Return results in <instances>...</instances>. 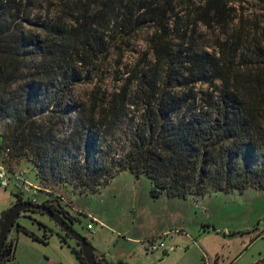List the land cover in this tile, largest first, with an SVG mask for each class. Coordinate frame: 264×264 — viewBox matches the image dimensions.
Returning a JSON list of instances; mask_svg holds the SVG:
<instances>
[{"label": "trees", "instance_id": "16d2710c", "mask_svg": "<svg viewBox=\"0 0 264 264\" xmlns=\"http://www.w3.org/2000/svg\"><path fill=\"white\" fill-rule=\"evenodd\" d=\"M68 1L71 13L72 4L77 7L74 22L67 27L46 25L44 38L37 31L13 30L17 9L0 5L2 151L11 157L28 151L43 180L59 178L68 190L76 183L81 192L99 189L123 169L149 174L155 196L264 187V159L259 164L251 160L264 147V12L262 19L247 24L240 8L244 0ZM258 1L264 11V0ZM204 29L211 32L212 44L201 43ZM140 31L147 47L106 103L108 121L126 106L139 112L129 147L118 157L100 156L104 148H99L95 154L87 152L84 160H67L66 139L57 138L54 128L44 130L46 124L36 118L55 99L46 101L35 77L20 95L10 94L16 72L34 55H40V66L52 69L69 53L79 54L83 38L92 41V53L108 57L117 41L126 45ZM51 35L60 36L61 44ZM123 44H118L120 58L127 49ZM35 69L37 73L41 67ZM93 116L91 125L85 120L81 136L92 133ZM61 208L75 221L76 216ZM72 248L86 264L80 244ZM252 264H264V256Z\"/></svg>", "mask_w": 264, "mask_h": 264}, {"label": "rangeland", "instance_id": "374dc122", "mask_svg": "<svg viewBox=\"0 0 264 264\" xmlns=\"http://www.w3.org/2000/svg\"><path fill=\"white\" fill-rule=\"evenodd\" d=\"M68 2L4 0L0 5L17 9L13 30L37 31L44 38L48 33L46 25L67 27L74 22L77 7L72 4L71 13ZM240 6L245 10L247 24L263 18L260 1L244 0ZM139 34L126 42L127 47L117 41L108 57L104 52L92 53V41L83 38L78 43L79 54L69 53L52 69L48 64L40 66V55H34L24 60L16 72L9 86L10 94L20 95L35 77L42 86L40 92L47 95L46 101L55 99L36 118L46 124L44 130L54 128L57 138L66 139L67 160H84L87 152L95 154L99 148H104L100 156L118 157L129 147L132 124L138 122L139 112L126 106L108 121L106 103L124 84L127 69L147 47L142 31ZM202 35L201 43L212 44L209 30L204 29ZM53 40L61 44L60 36ZM118 44L127 48L123 58L117 54ZM37 66L41 69L35 73ZM62 115L65 121H61ZM91 115H95L92 133L81 136L80 130L85 127V120L90 124ZM263 159L264 147L251 158L254 164ZM0 163L9 169L26 171L27 178L41 188L36 194L38 202L56 198V193L63 194L62 205L76 216L75 228L115 264H123L120 257L129 264H252L264 256V187L250 185L243 190H217L181 198L169 197L165 192L155 196L149 174L137 175L123 169L99 189L81 192L82 187L76 183L68 190L59 178L53 182L43 180L40 167L28 151L11 157L0 148ZM23 196L28 198L30 193ZM18 199L15 190L0 184V219ZM91 214L99 221L93 220ZM90 222L93 228L88 227ZM16 224L19 231L15 226L9 234L15 245L8 264H84L72 248L79 247L76 240L43 212L24 211ZM152 236H158V242L163 240L166 246L152 250Z\"/></svg>", "mask_w": 264, "mask_h": 264}, {"label": "water", "instance_id": "95a60500", "mask_svg": "<svg viewBox=\"0 0 264 264\" xmlns=\"http://www.w3.org/2000/svg\"><path fill=\"white\" fill-rule=\"evenodd\" d=\"M51 203H57L62 207L59 198H52L49 202H34L31 200L18 199L6 212L0 227V262L11 257L14 250V239H9L11 230L16 226L19 231V225L16 221L21 217L25 210L43 211L52 218L66 233L72 236L81 246L86 264H101L99 260V250L82 233H80L63 214L56 211ZM105 262V261H104Z\"/></svg>", "mask_w": 264, "mask_h": 264}, {"label": "built area", "instance_id": "2783aa9c", "mask_svg": "<svg viewBox=\"0 0 264 264\" xmlns=\"http://www.w3.org/2000/svg\"><path fill=\"white\" fill-rule=\"evenodd\" d=\"M0 184L5 187H11L16 192H19L21 195L20 199L22 200H31L34 202H38L36 200V194L41 188L38 184L30 181L27 178V173L25 170L9 169L3 163H0ZM24 193H30V196L28 198H24ZM55 197L59 198L60 201L65 199V197L61 193H56ZM91 216L93 217V220L99 221V219L95 215L91 214ZM100 222L103 223L102 221ZM88 227L93 228V223L90 222L88 224ZM157 237L158 236H152L149 238L152 250L158 249L160 246H166V243L163 240L158 242ZM1 263L8 264V260H4Z\"/></svg>", "mask_w": 264, "mask_h": 264}, {"label": "crops", "instance_id": "0c3cea01", "mask_svg": "<svg viewBox=\"0 0 264 264\" xmlns=\"http://www.w3.org/2000/svg\"><path fill=\"white\" fill-rule=\"evenodd\" d=\"M163 194H164V193H163ZM161 195H162V194H161ZM192 195H194V194H192ZM188 196H189V195H187V196H169V197H174V198L178 197V198H181V197H188ZM176 230H177V229H176ZM99 254H100V257L103 258L105 262H109V263H111V264H115V262H114L113 260H111V259H109V258L107 257V255H106L105 252L99 250ZM119 261H122V262H125L126 264H129L127 261H125V259H123V258H121V257H120Z\"/></svg>", "mask_w": 264, "mask_h": 264}, {"label": "flooded vegetation", "instance_id": "af4514ba", "mask_svg": "<svg viewBox=\"0 0 264 264\" xmlns=\"http://www.w3.org/2000/svg\"><path fill=\"white\" fill-rule=\"evenodd\" d=\"M17 202V201H16ZM15 203V202H14ZM51 206L56 210V211H58V212H60L61 214H63L70 222H73L74 223V220H72V219H70L68 216H67V214L62 210V208L60 207H58L57 206V203H51ZM8 210V209H7ZM7 210H5L3 213H2V215H1V218H2V220H3V217H4V215L6 214V212H7ZM25 211H27V210H25ZM24 212V211H23ZM41 212H43V211H41ZM44 213V212H43ZM45 214V213H44ZM48 216V215H47ZM17 222V221H16ZM4 261V260H3Z\"/></svg>", "mask_w": 264, "mask_h": 264}]
</instances>
